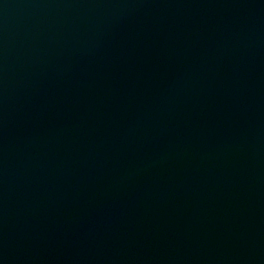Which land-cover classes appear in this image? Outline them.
Here are the masks:
<instances>
[{
	"label": "water",
	"instance_id": "95a60500",
	"mask_svg": "<svg viewBox=\"0 0 264 264\" xmlns=\"http://www.w3.org/2000/svg\"><path fill=\"white\" fill-rule=\"evenodd\" d=\"M0 264H264V0H0Z\"/></svg>",
	"mask_w": 264,
	"mask_h": 264
}]
</instances>
